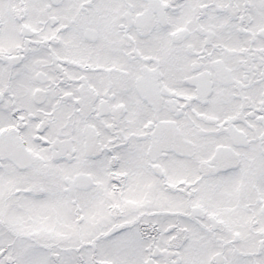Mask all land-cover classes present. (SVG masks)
I'll return each instance as SVG.
<instances>
[{
	"label": "snow or ice",
	"instance_id": "snow-or-ice-1",
	"mask_svg": "<svg viewBox=\"0 0 264 264\" xmlns=\"http://www.w3.org/2000/svg\"><path fill=\"white\" fill-rule=\"evenodd\" d=\"M0 264H264V0H0Z\"/></svg>",
	"mask_w": 264,
	"mask_h": 264
}]
</instances>
